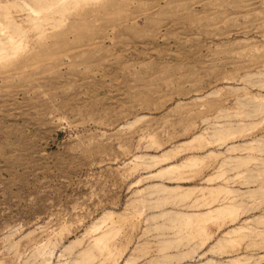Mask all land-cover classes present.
<instances>
[{
    "label": "rangeland",
    "instance_id": "obj_1",
    "mask_svg": "<svg viewBox=\"0 0 264 264\" xmlns=\"http://www.w3.org/2000/svg\"><path fill=\"white\" fill-rule=\"evenodd\" d=\"M0 264H264V0H0Z\"/></svg>",
    "mask_w": 264,
    "mask_h": 264
}]
</instances>
